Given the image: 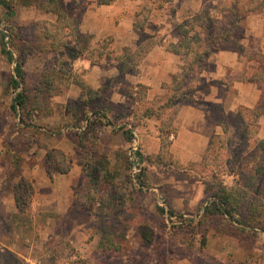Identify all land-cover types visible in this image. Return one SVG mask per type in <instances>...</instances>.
Masks as SVG:
<instances>
[{"label": "rangeland", "instance_id": "374dc122", "mask_svg": "<svg viewBox=\"0 0 264 264\" xmlns=\"http://www.w3.org/2000/svg\"><path fill=\"white\" fill-rule=\"evenodd\" d=\"M44 1L0 0L10 6L7 11L0 3V264H75L77 258L87 259L92 264H264V231L260 228L249 229L218 216L201 220L210 192L202 181L204 171L196 165L200 161L181 164L171 152L174 165H167L169 159H166L165 165H157L154 157L160 141L156 143L155 134L141 139L135 132L140 146V177L144 185L133 192L134 201L127 210L129 218H125L117 230L118 234L124 236L127 249L103 254L97 248L99 235L95 230L97 220L92 215L94 206L81 205L83 175L75 189V204L67 215L58 218L41 207L35 210V200L39 198L42 201L48 196V187L39 186L43 173L47 175L44 160L48 151L57 150L64 154L70 168L74 163L86 160L85 152L77 144L76 132L80 130L77 128L86 126L85 120L92 110H100V115L105 114V117L101 116V124L96 126V137L88 136L87 144L93 149L97 148L100 154H107L111 166L115 164L117 156H120V163H124L132 138L127 139V134L123 135L121 128L138 121L141 111L138 106L134 109L132 106L135 101H142L146 91L135 88V81L130 77H109L104 85L112 87L115 83L123 84L117 90H121L123 95L118 103L107 97L109 87L103 97L88 105L81 104L82 89L73 82L81 75L84 78V72L79 70V57L70 64L71 55L68 54V49L76 48L75 43L67 34L52 38L44 36L43 23L56 21L55 14L45 12L41 7ZM82 2L64 0L72 19L80 21ZM212 4L218 10L213 17L219 18L225 14L223 0H213L208 9L210 15ZM249 5V0H239V15L243 17L236 32L245 47L241 53H261L264 38L255 34L264 31V25H261L264 23L259 21L264 13L244 16L242 10ZM154 39L159 40V37L155 36ZM4 42L12 50L11 55L1 52ZM99 42V39L92 38L87 40L84 48L85 54L92 52L93 63L100 64ZM110 43L111 39L105 48ZM217 44L222 48L234 49L224 40L215 42L213 46ZM112 56L111 52L103 60L105 66L113 65ZM18 61L22 62V80L17 78L14 71ZM262 69L264 72V65ZM61 70L67 72L66 79L62 77ZM49 74L53 81L48 84L45 75ZM13 77L20 83L15 89L11 86ZM204 85L201 81L199 88L204 89ZM22 90L29 94L30 106H36L31 110V116L23 115L20 109L11 108L16 93ZM187 95L190 92H186ZM166 98L167 95L162 101ZM234 119L227 121L224 116L221 117L229 133L235 131ZM258 127L257 123V131ZM218 146L215 139L214 152ZM239 162L236 170L253 171L260 165L258 154L253 149L244 154L243 162ZM55 175L58 176L53 172V177ZM258 178L259 184L264 186V174ZM222 179L227 185L234 181L241 182L238 175H223ZM37 188H40L39 191ZM15 191L21 196L22 211H13L3 204L7 197L14 198ZM124 211L114 210L113 214L120 212L122 215ZM171 211L173 214L169 213ZM111 222L114 225L117 223L112 217L109 224ZM142 222L152 229L150 243L143 242L139 233L137 224ZM202 230L206 231L205 245L201 242Z\"/></svg>", "mask_w": 264, "mask_h": 264}, {"label": "trees", "instance_id": "16d2710c", "mask_svg": "<svg viewBox=\"0 0 264 264\" xmlns=\"http://www.w3.org/2000/svg\"><path fill=\"white\" fill-rule=\"evenodd\" d=\"M114 0H98L99 4H110ZM172 0H149L135 14L133 29L135 33L140 35L137 44L131 47H124L123 52L118 55L117 61L118 75L112 78H121L124 74H133L137 65L142 61L143 57L157 44L159 40H155L152 36L142 35L145 23L150 17L154 9L162 7L166 2ZM203 8L197 14L186 18L180 22L176 28L181 36L178 44H168L167 50L179 55L181 59V72L174 75L172 83L168 86L167 98L162 105L147 106L142 104L139 109H142L145 115H156L161 121L159 131L160 147L155 154L154 162L157 165H165L166 159H169L167 165L175 163L170 151L172 142L171 135H175L170 116L166 113V107L172 106L174 101L182 97L186 92L197 90L200 85V73L204 68V60L209 55L211 46L218 40H224L232 47L239 51H245V47L240 43L239 34L236 28L242 21L239 15V0H223L225 14L219 18L210 15L208 10L213 0H201ZM7 9L10 8L6 2H0ZM250 5L242 10L244 16L246 14H261L264 12V0H249ZM41 7L45 12H50L56 15L55 22H44L43 33L46 38H52L56 35H69L75 43V47L68 49L70 64L76 58L85 55L93 63V54H85L84 44L87 40H91L92 36L81 35L78 31V19H72L71 13L66 9L64 0H45ZM69 30L68 33L65 31ZM11 38V35H10ZM5 41V40H4ZM110 38H105L97 46L98 57L104 54L105 47ZM57 43V42H55ZM12 50L8 43L4 42L1 47L3 54L11 55ZM109 53L106 52V55ZM247 58L255 59L259 62L260 67L254 73L252 80L257 82L261 89L259 101L253 108L240 106L237 109L233 128L235 131L229 133L227 124L224 120H220L219 125L222 128L223 134H214L205 149L199 163H196L203 171L202 181L205 183L207 190L210 192V199L203 208L201 220L205 221L211 217L218 216L219 218L237 222L243 227L249 229L260 228L264 231V186L259 184V175L264 174V140L257 137V120L264 112V54L255 51H248ZM15 75L19 79H23L22 62L18 61L14 67ZM62 77L66 79L67 72L61 70ZM70 75V73H69ZM47 83L52 82V75H45ZM16 77L11 79L12 88H17L19 82ZM110 78V79H112ZM78 84L82 89L80 103L88 105L95 99L101 98L104 92L110 87L102 85L94 89L87 81L81 77L73 82ZM70 85L71 83H67ZM140 90H144L145 86L139 84ZM144 99V96H143ZM29 94L26 90L16 93L11 108L13 110L20 109L23 115L31 116V110L36 108L35 105L30 106ZM100 110H92L91 115L85 120L86 126L76 132L77 144L86 154L85 161H79L81 167L84 185L83 192L80 193L81 205H93V217L97 220L96 232L99 235L97 248L100 253L107 254L112 252H121L127 249V243L124 241V236L117 233L122 221L129 218L127 213L128 206L134 201L133 192L135 189H141L144 185L142 178L139 175L138 185H135L131 179V163L129 156L126 155L124 163H120V156L115 158V164L110 165V160L107 154H100L96 149H93L87 144V137L95 138L97 134L96 126L101 124ZM30 118V117H29ZM237 120V121H236ZM21 121H24L21 118ZM236 122V125H235ZM74 127V126H73ZM77 127V126H75ZM125 127V128H124ZM123 135L127 134V139H131L133 134L129 126H124ZM217 139L219 146L214 152L213 144ZM96 142H93L95 144ZM91 144V145H93ZM255 150L260 160V165L256 166L253 171H246L235 167L240 166V162L244 159V154L249 150ZM215 153L212 156V153ZM54 153V154H53ZM140 153V152H139ZM128 160V162H127ZM224 161V163H222ZM193 163V162H192ZM238 163V164H237ZM174 165V164H172ZM44 166L46 173L50 179L53 178V172L56 174H66L70 170L69 162L67 164L64 154L57 150L47 152ZM223 175H238L239 181H234L227 185L224 183ZM208 177V178H206ZM136 187V188H135ZM29 188V187H27ZM14 201L19 211L23 210L21 204V196L18 192H14ZM25 205V204H24ZM26 207V206H25ZM162 211L163 208H160ZM123 211L114 213L113 211ZM173 214V212H169ZM117 221L116 225L113 222L109 224L110 218ZM202 222V221H201ZM201 222H198L201 224ZM139 233L143 238V242L150 243L153 237L152 229L145 223L137 224ZM202 245H205L206 231H201ZM6 257H8L6 255ZM75 264H92L87 259L77 258Z\"/></svg>", "mask_w": 264, "mask_h": 264}, {"label": "crops", "instance_id": "0c3cea01", "mask_svg": "<svg viewBox=\"0 0 264 264\" xmlns=\"http://www.w3.org/2000/svg\"><path fill=\"white\" fill-rule=\"evenodd\" d=\"M146 3L147 0H114L110 4H99L98 0H83L81 3L79 33L92 36L94 40L111 39V45L105 48L100 57V64L92 63L85 55L79 57V70L84 72V79L92 88L97 89L105 84L106 78L118 75L115 58L123 52L124 47L133 48L137 44L140 35L135 33L133 23L136 12ZM212 6L211 15L214 16L218 10L214 9V4ZM202 8L201 0H172L151 12L141 34L153 38L157 36L160 43L143 57L133 74L123 75L124 78L130 77L135 81V88L141 84L146 89L144 99L135 101L133 109L137 106L140 108L142 104L155 108L164 103L165 100H162L167 95L173 76L181 72L179 55L167 50V45L180 42L181 36L176 26L200 12ZM259 21L264 23V14ZM255 35L263 39L264 31ZM214 44L215 42L200 73V82L205 83L204 89L198 87L199 89L190 91L191 96L187 97L185 93L183 97L176 99L171 107L164 109L175 128V135H171L170 149L175 155V160L181 164L200 161L211 137L214 134H223L219 125L221 117L224 116L227 121L233 120L238 107L253 108L261 96L259 85L252 80L260 67L259 62L247 58V54L239 50L222 48L218 44L213 46ZM106 52L113 54L111 67L103 63V60L109 57ZM261 53L264 54V50ZM122 86L121 83H115L110 87L107 94L110 101L118 103L119 98H123L121 90L117 91ZM140 111V122L134 121L133 124L126 125L132 126L141 139L146 135L155 134L156 143L159 144L160 119L156 115L143 114L142 109ZM257 123V137L264 140V112L259 116ZM80 176L82 170L76 163L66 174L55 175L52 179L44 172L39 186L48 187V196L42 198V201L39 198L35 200V210L41 207L56 214L58 218L67 215L75 204V189ZM39 189L37 188V191ZM4 203L16 211L13 196L7 197Z\"/></svg>", "mask_w": 264, "mask_h": 264}, {"label": "built area", "instance_id": "2783aa9c", "mask_svg": "<svg viewBox=\"0 0 264 264\" xmlns=\"http://www.w3.org/2000/svg\"><path fill=\"white\" fill-rule=\"evenodd\" d=\"M129 127L131 128V131L133 134L131 142L129 144V149H128V156H129V160L131 163L130 173H131L132 182L135 185H138V178L141 173V161H140V154H139L140 146H139L138 137L135 131L132 129L131 126ZM77 129H82V127L77 128Z\"/></svg>", "mask_w": 264, "mask_h": 264}]
</instances>
